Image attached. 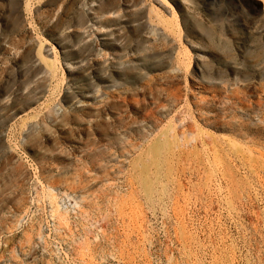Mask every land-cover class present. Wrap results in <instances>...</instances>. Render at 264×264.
<instances>
[{
    "label": "rangeland",
    "instance_id": "1",
    "mask_svg": "<svg viewBox=\"0 0 264 264\" xmlns=\"http://www.w3.org/2000/svg\"><path fill=\"white\" fill-rule=\"evenodd\" d=\"M0 264H264V1L0 0Z\"/></svg>",
    "mask_w": 264,
    "mask_h": 264
},
{
    "label": "bare ground",
    "instance_id": "2",
    "mask_svg": "<svg viewBox=\"0 0 264 264\" xmlns=\"http://www.w3.org/2000/svg\"><path fill=\"white\" fill-rule=\"evenodd\" d=\"M154 32H155V31H154ZM155 35H157V33H156ZM155 40H156V38H155Z\"/></svg>",
    "mask_w": 264,
    "mask_h": 264
},
{
    "label": "crops",
    "instance_id": "3",
    "mask_svg": "<svg viewBox=\"0 0 264 264\" xmlns=\"http://www.w3.org/2000/svg\"><path fill=\"white\" fill-rule=\"evenodd\" d=\"M262 1H264V0H262Z\"/></svg>",
    "mask_w": 264,
    "mask_h": 264
}]
</instances>
